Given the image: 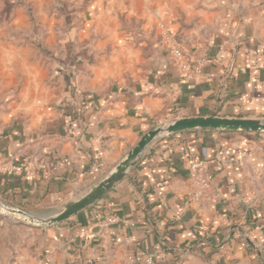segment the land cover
I'll return each mask as SVG.
<instances>
[{
    "label": "crops",
    "instance_id": "crops-1",
    "mask_svg": "<svg viewBox=\"0 0 264 264\" xmlns=\"http://www.w3.org/2000/svg\"><path fill=\"white\" fill-rule=\"evenodd\" d=\"M233 10L214 12L208 35L181 39L185 55L167 51L139 83L70 82L49 112L0 110V188L53 208L107 177L156 125L264 120L263 10ZM45 235L51 264H264V132L162 135L103 198Z\"/></svg>",
    "mask_w": 264,
    "mask_h": 264
},
{
    "label": "rangeland",
    "instance_id": "rangeland-1",
    "mask_svg": "<svg viewBox=\"0 0 264 264\" xmlns=\"http://www.w3.org/2000/svg\"><path fill=\"white\" fill-rule=\"evenodd\" d=\"M255 7L264 30V0H0V110L49 112L70 82L139 83L181 39L208 35L214 12ZM0 200V264H51V226L10 209L47 217L65 203L47 208L1 192Z\"/></svg>",
    "mask_w": 264,
    "mask_h": 264
},
{
    "label": "water",
    "instance_id": "water-1",
    "mask_svg": "<svg viewBox=\"0 0 264 264\" xmlns=\"http://www.w3.org/2000/svg\"><path fill=\"white\" fill-rule=\"evenodd\" d=\"M194 129L262 133L264 132V120L256 118H230L218 115L189 116L175 119L165 126H157L143 134L141 139L128 152L126 157L119 162L114 171L99 181L82 197L66 202L63 208L57 213L47 217H40L31 216L19 209L12 208L10 210L28 216L30 220L43 225L52 226L64 222L103 198L127 175L128 170L137 164L148 146L157 138L162 135H170ZM0 204L2 205L1 200Z\"/></svg>",
    "mask_w": 264,
    "mask_h": 264
},
{
    "label": "built area",
    "instance_id": "built-area-1",
    "mask_svg": "<svg viewBox=\"0 0 264 264\" xmlns=\"http://www.w3.org/2000/svg\"><path fill=\"white\" fill-rule=\"evenodd\" d=\"M183 55H185L184 48L181 45H177V46L175 45L174 48H173V51H172V56L179 58V57H181ZM197 167L198 166H196V168ZM13 168L17 169L16 166H14ZM206 184H207V181L203 180L202 185L205 186ZM194 199L199 200L200 199V193H195L194 194ZM115 222H116V219L114 217H108L106 220H104L101 223V227H107L108 225H111V224H113Z\"/></svg>",
    "mask_w": 264,
    "mask_h": 264
},
{
    "label": "trees",
    "instance_id": "trees-1",
    "mask_svg": "<svg viewBox=\"0 0 264 264\" xmlns=\"http://www.w3.org/2000/svg\"><path fill=\"white\" fill-rule=\"evenodd\" d=\"M0 192L3 194H8V193L15 194L16 197H19L21 199V202L23 203L29 202L27 201L26 194H24L23 192L9 191L8 188H2V187L0 188Z\"/></svg>",
    "mask_w": 264,
    "mask_h": 264
}]
</instances>
